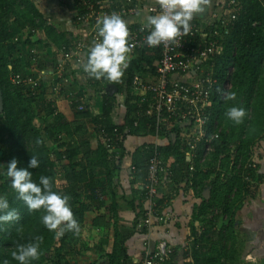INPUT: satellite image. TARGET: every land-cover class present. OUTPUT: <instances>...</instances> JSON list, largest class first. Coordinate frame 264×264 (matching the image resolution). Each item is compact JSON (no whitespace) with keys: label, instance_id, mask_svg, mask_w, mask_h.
Listing matches in <instances>:
<instances>
[{"label":"trees","instance_id":"obj_1","mask_svg":"<svg viewBox=\"0 0 264 264\" xmlns=\"http://www.w3.org/2000/svg\"><path fill=\"white\" fill-rule=\"evenodd\" d=\"M38 1L0 0V89L4 100V113L0 115V196L6 197L9 210H15L19 215L17 222L0 227V262L7 260L8 264H18L11 258L15 246L33 242L39 237L40 256L30 264H72L70 258L82 236L98 233L101 236L92 247L86 248L81 242L84 254L98 255V259L91 264L102 261L126 264L129 260L126 245L134 236L136 226L130 229L120 224L119 203L125 200L119 177L126 154L124 143L129 136H152L157 130L156 117L147 115L148 96L144 99L132 96L131 89L134 77L146 73L147 66L151 67L155 60H159V54L148 50L137 51L121 79L111 81L119 92L127 93L122 125L111 121L116 100L110 93L103 92L102 114H92L85 88H96L97 85H81L76 97L78 100L74 96L72 98L74 119L70 121L56 105L54 83L50 87L44 85L39 93L26 85L14 83L16 79L30 76L29 70L33 69L31 62L36 59L31 53L33 48L40 51L43 47H54L57 50L70 46L76 38L46 19ZM45 1L47 5L50 0ZM240 2L243 12L239 22L223 39V53L211 61L217 83L210 99L208 129L213 133L215 122L222 128L220 139L214 142L216 151L211 160L204 168L199 165L204 155L203 145L200 144L196 170L190 173V152L186 143L189 132L183 133L172 121L163 126L161 134L166 136L168 144L160 147V154L173 171V183L191 188L201 199L197 208L200 217H205L211 208L217 206H223L220 216L229 215L228 212L240 199L258 190L255 170H241L237 174V166L231 168V163L238 161L239 157L244 159V167L251 159L256 144L264 140V3L259 0ZM16 39L19 41L15 42ZM39 68L44 70L46 65L39 64ZM152 70L155 74L154 68ZM227 83L231 86L229 90H225ZM232 93L235 98L228 99L227 96ZM80 105H85L86 110L79 111ZM231 107L245 109L242 123L235 124L226 117L225 113ZM101 126L110 131L117 129L124 137L118 160L111 158V153L98 135ZM126 130L129 133L125 135ZM94 134L98 135L95 148ZM148 147L151 148V145L144 148L147 159L131 165L136 169L131 177L134 190L139 177L145 180L147 177L148 160L152 153L147 150ZM33 155L39 161L37 169H28L33 181L38 183L41 175L47 176L53 191L69 197L78 231H66L62 235H57L58 230L49 231L41 222L42 210L29 212L16 199V193L4 174L6 165L15 158L18 167L27 168ZM244 172L250 174L252 181H246ZM206 185L211 188L210 197L203 194ZM134 192L137 194V191ZM139 194L142 201V192ZM138 195H134L131 201L127 200L129 204L135 206ZM212 228L213 225L209 230ZM196 264H199L197 259Z\"/></svg>","mask_w":264,"mask_h":264},{"label":"built area","instance_id":"obj_2","mask_svg":"<svg viewBox=\"0 0 264 264\" xmlns=\"http://www.w3.org/2000/svg\"><path fill=\"white\" fill-rule=\"evenodd\" d=\"M264 3V0H259ZM146 0H73L75 7L74 24L87 30V34L76 37L70 46L57 49V61L55 64L54 96L58 99L65 96L67 99L68 89L73 82L82 86L97 85L104 91L111 87V81L106 79L96 80L90 78L83 71L86 54L94 41L99 40L97 23L104 16L118 14L126 22L139 16L145 6ZM225 14L222 17H214L208 23H191L188 34L180 35L172 42L162 43L156 47H149L146 43L148 30L145 23H136L128 26V57L132 59L137 51L148 50L158 52L159 61L155 73V80L146 83L136 75L133 79V88L143 91L149 98V110L147 115H153L157 119L156 138L159 139L163 132V126L174 121L179 130L189 132L187 134V147L189 149V171L196 170L197 149L203 145L204 155L199 165L204 168L211 160L216 148L214 142L220 139L222 128L217 122L214 123L213 133L209 132V109L211 108V94L215 89L217 80L214 77V64L211 62L215 57L223 53V39L230 35L235 25L239 22L243 7L240 0H224ZM149 15L161 14L160 5L148 9ZM144 29L143 31L141 29ZM16 39L15 42H18ZM231 72L229 73V75ZM15 84L26 85L32 91L39 93L44 84L39 78L27 76L16 79ZM231 88L225 85V90ZM62 94V92H64ZM56 100V105L58 104ZM72 105V99L68 100ZM58 106V105H57ZM79 111H85L86 106L80 105ZM137 126V124H136ZM129 131H125V135ZM98 135L103 140L105 147L111 153V158L118 160L121 153V145L124 137L117 129L109 130L99 127ZM157 141L151 145V156L148 160L147 177L142 189L143 201L147 208L144 211L140 228L150 230L154 221L163 223L170 220L169 216H163L158 211V195L160 188L166 182L172 181L173 171L160 154ZM242 157L231 163V168L236 165V172L241 170H257V165L252 158L242 167ZM206 169V168H205ZM204 169V170H205ZM131 168V172L135 171ZM206 171V170H205ZM238 174V173H237ZM235 175V174H234ZM246 181H252L250 174L244 172ZM222 175V177H224ZM162 214V215H161ZM175 248L167 241L159 240L153 251H148L144 258L136 264H170L174 256Z\"/></svg>","mask_w":264,"mask_h":264},{"label":"crops","instance_id":"obj_3","mask_svg":"<svg viewBox=\"0 0 264 264\" xmlns=\"http://www.w3.org/2000/svg\"><path fill=\"white\" fill-rule=\"evenodd\" d=\"M49 4L52 8L57 7L54 12L56 13L55 15L61 17L60 19H65V23L60 26L56 22V24L53 23V20L46 18L48 16L45 15V18L56 27L72 34L74 37L88 33L87 30L81 29L74 24L75 7L73 0H50ZM223 4L224 0H207L204 11L208 13L207 20L203 21L202 18L204 16L200 14L199 19L191 22L206 24L214 17H222L225 14ZM157 5H159V0H146L143 12L135 19H129L125 22L127 27L136 23H145L144 18L149 16L148 9ZM50 17L53 19L54 15ZM42 51H45L44 54L53 51V63L50 64L51 61L44 57H38V54H41ZM31 53L36 56V59L31 62L33 69L29 70L28 74L38 76L37 78L43 81L46 87H50L57 61L56 49L54 47H43L40 51H37L33 48ZM130 60L132 59L128 57V64ZM158 61L155 60L151 67L147 66L146 73L139 75L146 83L154 82L155 74L152 68H154L156 73ZM39 64L46 65V69L40 70ZM72 85L66 89L68 93L67 99L65 96L60 99L54 96L55 100L58 99L59 110L65 113L70 121L74 119V115L72 105L69 104L68 100L76 98L79 88L82 87L80 83ZM111 86L114 89H118L114 83ZM85 89L87 90V99L90 100L92 114L94 116L101 115L104 100L103 92L109 93L108 90L105 89L103 91L101 87ZM110 95L115 96L116 100L115 107L111 113V121L115 125H122L125 118L124 105L127 93L124 91L119 92L118 89V92ZM131 95L144 99L146 94L141 90L132 88ZM76 99L78 100V98ZM155 135L129 136L124 143L126 154L123 158V167L119 177L120 183L124 187L123 196L125 200L119 203L120 224L130 229L136 226L134 236L126 245L129 258L126 264L140 262L148 251L155 249L159 240L167 241L175 248L170 264H196V259L199 264H207V261H211L209 264H264V140L256 144L251 156L257 165V170L254 173L256 174L255 181L257 182L258 190L254 194H247L244 199H240L232 207V211L228 212L229 215L220 216L223 210L221 206H217L211 208L212 210L210 209L205 217L198 216L197 208L201 204V199L195 195L191 188H187L185 185L178 186L172 180L163 184L157 198L158 211L163 216H169L170 220H165L163 223L154 221L152 228L147 231L141 229L139 225L147 208L144 201H141L140 194L138 195V192H142L145 179L139 177L134 190L131 181L133 176L131 165L143 163L147 159L145 154L147 151L144 149L147 145H153L156 141L161 146L168 144L166 136L161 135L157 139ZM97 137L98 135L94 134V148L98 144ZM134 191H137V194ZM134 195H138L135 206L128 202L133 200ZM211 213L212 217L209 219L208 217ZM212 225L213 228L210 233L209 229Z\"/></svg>","mask_w":264,"mask_h":264},{"label":"clouds","instance_id":"obj_4","mask_svg":"<svg viewBox=\"0 0 264 264\" xmlns=\"http://www.w3.org/2000/svg\"><path fill=\"white\" fill-rule=\"evenodd\" d=\"M206 3L207 0H159L161 14L144 18L148 30L147 45L156 47L172 42L180 35L188 34L191 29L190 22L196 14L205 11ZM97 29L100 39L94 41L87 52L83 71L96 80L119 81L128 67L130 48L127 25L120 15L111 14L98 21ZM227 98L234 99L235 94H229ZM225 115L235 124H240L246 112L243 108L231 107ZM38 167L39 161L35 155L31 156L27 168L18 167L15 158L7 163L4 174L16 193V199L21 201L29 212L42 210L41 222L49 231L58 230L57 235L66 231H78V223L69 206V197L53 191L52 182L47 176L41 175L38 183L33 181L32 173L28 169ZM18 220V213L9 210V200L0 196V227ZM39 256V237L27 244H17L11 252V258L18 264H30L31 261L38 260ZM0 264H8V261H2Z\"/></svg>","mask_w":264,"mask_h":264},{"label":"rangeland","instance_id":"obj_5","mask_svg":"<svg viewBox=\"0 0 264 264\" xmlns=\"http://www.w3.org/2000/svg\"><path fill=\"white\" fill-rule=\"evenodd\" d=\"M56 1V0H55ZM39 2V6H40V8H41V10L43 11V13H44V16L46 15V16H48V17H46V18H49L50 20H53V23H57V24H59L60 26H62V23H65L64 21H65V19L64 18H62V19H60L61 17H59V16H57V15H55L56 13H54L55 11H56V8L57 7H53L52 8V6H50V4L48 3L47 5L45 4V0H39L38 1ZM224 5V4H223ZM58 10H59V8H58ZM52 15H54V18L52 19V17H50V16H52ZM55 23V24H56ZM62 28V27H61ZM45 36L43 35V38H44ZM29 50V49H28ZM27 50V51H28ZM52 50V49H51ZM53 52V51H52ZM52 52H47V54H44L45 53V51H42L41 52V54H38V57L39 58H41V57H44L45 59H47V60H49V61H51L50 62V64L51 63H53V55H52ZM62 101V100H61ZM210 217H212V213L211 214H209V219H210ZM101 235L100 234H98V233H92V234H88V235H84V236H82V238H81V241H80V243H77V245H75V252L73 253V257H71L70 258V261H71V263L72 264H91V263H93V261L94 260H97L98 259V255L97 254H92V253H87V254H84L85 252V250H83L81 247H82V245H81V242L82 243H84L85 244V247L86 248H89V246H93L95 243H97L98 242V240H99V237H100ZM83 251H82V250Z\"/></svg>","mask_w":264,"mask_h":264},{"label":"water","instance_id":"obj_6","mask_svg":"<svg viewBox=\"0 0 264 264\" xmlns=\"http://www.w3.org/2000/svg\"><path fill=\"white\" fill-rule=\"evenodd\" d=\"M206 5H204L205 7ZM201 15H203L204 17L202 18L203 21H206L207 20V16H208V13L207 12H203V13H200ZM200 14H196L193 18V20L195 19H199L200 18ZM201 19V20H202ZM192 20V21H193ZM108 92L110 94H113L114 92H118V89H114L112 86L110 88L107 89ZM4 113V100H3V93H2V90L0 89V115H2ZM210 193H211V188L209 185H206L205 188H204V196L205 197H209L210 196ZM99 264H109L108 262H105V261H102L100 262Z\"/></svg>","mask_w":264,"mask_h":264},{"label":"bare ground","instance_id":"obj_7","mask_svg":"<svg viewBox=\"0 0 264 264\" xmlns=\"http://www.w3.org/2000/svg\"><path fill=\"white\" fill-rule=\"evenodd\" d=\"M132 128H133V127H132ZM131 131H132V129H131ZM155 131H156V130H155ZM138 151H139V150H138ZM243 160H244V159H243ZM71 162H72V161H71ZM236 162H237V161H236ZM244 162H245V161H244ZM208 163H209V162H208ZM197 169H198V168H197ZM213 171H214V170H213ZM237 180H238V179H237ZM242 184H243V183H242ZM247 186H248V185H247ZM195 189H196V188H195ZM234 189H235V188H234ZM246 191H248V190H246ZM237 195H238V194H237ZM245 197H246V196H245ZM236 202H237V201H236ZM236 202H235V203H236ZM233 203H234V202H233ZM233 203H232V205H233ZM235 203H234V204H235ZM232 205H231V206H232ZM215 206H216V205H215ZM222 207H223V206H222ZM211 210H212V209H211ZM220 211H221V210H220ZM231 211H232V210H231ZM200 220H201V219H200ZM209 231H210V230H209ZM210 232H211V231H210Z\"/></svg>","mask_w":264,"mask_h":264}]
</instances>
